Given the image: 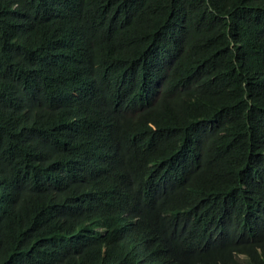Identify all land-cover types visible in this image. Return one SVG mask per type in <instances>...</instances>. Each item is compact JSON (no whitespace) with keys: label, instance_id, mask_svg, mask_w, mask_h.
<instances>
[{"label":"trees","instance_id":"obj_1","mask_svg":"<svg viewBox=\"0 0 264 264\" xmlns=\"http://www.w3.org/2000/svg\"><path fill=\"white\" fill-rule=\"evenodd\" d=\"M0 264H264V0H0Z\"/></svg>","mask_w":264,"mask_h":264}]
</instances>
